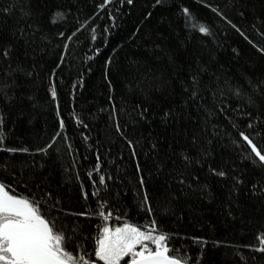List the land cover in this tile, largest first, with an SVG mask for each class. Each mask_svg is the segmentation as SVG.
Wrapping results in <instances>:
<instances>
[{
    "label": "trees",
    "instance_id": "trees-1",
    "mask_svg": "<svg viewBox=\"0 0 264 264\" xmlns=\"http://www.w3.org/2000/svg\"><path fill=\"white\" fill-rule=\"evenodd\" d=\"M103 2L0 0V52L12 45L11 68L19 63L24 70L8 76L9 61L0 56V84L12 85L6 91L14 97L8 103L0 94L4 146L30 149L0 151V165L8 164L6 170L0 167V180L14 189L13 194L39 200L51 191L64 213H87L61 214L58 225H78L83 236L78 243L88 253H93L106 223L98 215V205L107 200L111 209H118L107 221L110 226H143L155 218L173 237L170 248L192 257L190 264H264V254L244 247L258 245L257 237L264 233V194L249 192L264 171L245 158L248 149L239 137L240 131L264 133V123L247 128L249 112L253 120L264 121V53L258 51L264 48V0H163L155 7V0H134L132 5L112 0L100 9ZM207 5L219 7L236 28ZM182 7H188L192 17L186 19ZM5 8L11 12L2 11ZM58 11L64 16H56ZM85 21L87 25L68 41L66 37ZM194 21L197 29L200 24L210 27L211 34L194 31ZM198 67L207 68L199 77L200 98L185 104V89ZM53 83L55 100L50 94ZM230 87L243 94L235 95ZM249 96L255 105H249ZM169 110L178 114L176 119L164 118ZM57 132L61 136L47 154L37 153ZM193 137L209 155L186 169L184 155H201L199 146L193 147ZM208 139L211 144H206ZM209 165L228 171V177L211 174ZM181 172L198 176L199 183L182 188L173 179ZM101 175L106 185L99 184ZM233 176L245 181L239 195L232 191ZM96 189L99 201L91 195ZM145 189L151 213L141 207ZM52 203L49 199V207Z\"/></svg>",
    "mask_w": 264,
    "mask_h": 264
},
{
    "label": "snow or ice",
    "instance_id": "snow-or-ice-1",
    "mask_svg": "<svg viewBox=\"0 0 264 264\" xmlns=\"http://www.w3.org/2000/svg\"><path fill=\"white\" fill-rule=\"evenodd\" d=\"M120 3H125V0H119ZM134 0H126V3L132 5ZM112 0H104L103 3L99 5L100 9H104L108 4H111ZM163 3V0H155L156 5ZM207 7L212 8L211 5ZM4 12H11V8L2 9ZM212 11L217 12L229 25L233 28H236V25L233 24L232 20L228 19L226 15L217 8H212ZM182 15L187 19L192 17V12L188 7L181 8ZM29 13H25L28 15ZM56 16L63 17L64 13L58 11ZM151 12L148 13L150 17ZM243 15V12L240 13ZM115 20V17H113ZM198 21V18H196ZM193 23V30L197 31L204 35H210L211 29L204 24H200L198 29L195 27V22ZM53 19V23H55ZM87 25V21L80 24L75 32H72L71 35L67 36L66 39L71 41L73 37L79 32L82 28ZM29 27H31L29 25ZM93 33L95 29H92ZM139 31V29H137ZM237 31L240 29L237 28ZM21 35H23V30H20ZM60 36L64 37L65 33L60 32ZM241 35H244L241 32ZM264 35V33H261ZM93 40H95V35H93ZM247 39V37H245ZM65 50L68 48V44L64 45ZM99 52V49L96 50ZM258 51L264 53V48H258ZM14 55V49L12 45H8L2 49L0 56L9 61V69L7 72L8 76H12L15 72H23V68L20 64H17L15 69L11 68V60ZM61 63H63V57L60 58ZM111 61L109 60V63ZM59 66V65H58ZM207 71V68L198 67L197 71L192 74L191 84L185 89L188 94V99L185 101V104L189 102H195L200 98V75ZM31 75V73H28ZM55 75V72H53ZM14 83V81H13ZM227 83V82H226ZM12 85L0 84V94H2L5 102L11 103L14 97L8 96L6 91L7 88H10ZM258 87V86H257ZM235 95L240 96L243 93L240 88L232 89ZM51 97L55 100L57 98L56 86L53 83L50 87ZM223 95V90H221ZM249 105H255L256 101L252 96L248 97ZM57 115H60L59 103L57 102ZM221 112L224 111L223 108L220 109ZM147 109H144L140 112V115L143 117ZM178 114L173 113L171 110L164 113V118L167 119L171 117L176 119ZM209 115H212L210 112ZM249 116V122L247 124L248 129H254L256 125L264 123L258 117L253 120L252 113H247ZM83 123V121H79ZM5 127V115L0 111V151L7 153H17L24 152L28 153L30 149L28 147L15 148V147H6L5 141L7 133L4 131ZM65 127L64 120H60V129L63 130ZM117 130L119 131L120 125H116ZM236 127V125H233ZM61 136V132H57L52 138V143L47 144L45 147H40L36 149L37 153L47 154L48 150L53 147L55 144L56 138ZM239 137L242 138L244 144H246L248 152L246 159L250 160L254 167L264 171V133L260 131H253L246 133L245 131L239 132ZM131 145L132 141H128ZM212 140L208 139L206 144H211ZM234 143H239L234 141ZM199 146V152L201 155L198 157L184 155L183 159L185 161V168L193 166L195 164H201V160L209 155L208 149L204 144H201L197 137H193V147ZM155 148V145H153ZM132 155L135 156V150H133ZM203 166V165H201ZM5 170L8 167V164L5 163L0 165ZM43 167V165H41ZM209 167V172L215 176L221 178H227L229 173L223 168ZM99 170V166H97ZM136 170L139 172L141 170V165L139 162L136 164ZM91 176V173H89ZM191 176V182L189 177ZM13 179H15V173H13ZM111 179V177H108ZM176 180L177 184L182 188L186 186L189 189H192L193 183H199V177L193 176L188 172L178 173L177 177H173ZM233 185L232 191L239 195V189L241 186L245 185V181L239 176H233ZM99 184L106 185L105 176L101 175L99 177ZM97 181H93V186H95ZM139 184L143 186L145 184V178L143 175L139 177ZM39 187V186H38ZM83 189V184H81ZM207 188V185L201 186L199 189L203 191ZM195 190V189H193ZM14 189L11 188L6 182L0 180V264H121V261L125 257H131L127 264H190L192 257L181 256L179 250H174L170 248V243L173 241V237L162 231L157 226V221L155 218L151 219L150 223H146L143 226H138L137 224L130 222H123L117 224L116 226H110L107 221L111 220L113 217V211H118V209H111L108 205L107 200H103L99 203L98 215L103 218L106 222L102 230H100L99 235L95 240V248L93 253H88L87 249L83 245L79 244L78 241L83 239L82 233L79 231L78 225H69L66 222L60 223L58 225L59 216L61 214L68 216H86L87 213H64L61 208L58 207L60 201L57 197H53L51 191L46 192L44 197L37 200L34 198H29L20 194H13ZM249 192L252 196H258L264 194V176L261 179L256 180L251 184ZM84 198L87 199L89 193L84 191ZM91 195L96 197L97 200H100V190L96 189L92 191ZM53 201L51 207L48 205V200ZM149 194L147 189L143 192V199L141 201V207L145 208L148 213L153 212V208L149 203ZM239 207V205H237ZM108 208L107 211L105 209ZM43 209V210H42ZM231 207L229 206L228 215H231ZM120 219V217H116ZM197 243L206 244L207 241L203 240L201 237H192ZM258 245H244V247L251 248L256 253L264 254V233H261L257 237ZM68 249H72L71 251ZM79 254H74L76 252ZM176 251L177 254H170L171 252ZM241 259H245L241 257ZM253 260L256 259L255 256L252 257Z\"/></svg>",
    "mask_w": 264,
    "mask_h": 264
}]
</instances>
